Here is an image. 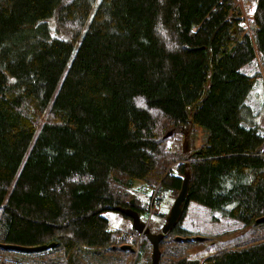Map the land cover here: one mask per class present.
<instances>
[{"label":"trees","instance_id":"trees-1","mask_svg":"<svg viewBox=\"0 0 264 264\" xmlns=\"http://www.w3.org/2000/svg\"><path fill=\"white\" fill-rule=\"evenodd\" d=\"M252 12L247 30L235 0H0V243L55 245L0 247V264H115L127 234L147 255L142 233L103 212H155L186 170L158 264H264V122L245 101L260 70L242 68L264 64V0ZM197 127L182 159L171 140ZM137 178L155 189L145 207L130 202ZM190 200L246 238L191 251L207 238L182 226Z\"/></svg>","mask_w":264,"mask_h":264},{"label":"rangeland","instance_id":"rangeland-1","mask_svg":"<svg viewBox=\"0 0 264 264\" xmlns=\"http://www.w3.org/2000/svg\"><path fill=\"white\" fill-rule=\"evenodd\" d=\"M235 3L238 5L240 12H242L243 19L241 20L242 25L247 30H250V22L253 18V5L254 0H235ZM261 55H257V58H255V62L253 63H247V65H243L244 71L247 73L250 71H253L257 65V67L260 70V77L259 81L253 85V87L250 89V93L248 94V97L245 99L247 104L253 105V107L259 111L258 118L261 120V122H264V64L261 61ZM170 132L171 129L168 131L163 132V137L165 138L167 135L166 133ZM194 132L196 133L195 140L191 143L189 141V136L186 149H184L182 140H184V137H180L178 133V138L176 136L171 140V143H174V147H177L183 157L187 153H190L192 149L194 150L197 145L200 143V139L203 135L201 132V129L197 127ZM168 135L167 137H169ZM131 193L132 198L130 200L133 201V198H137V200L143 204L145 207V203L148 199V194H150L155 189H152L148 186H145V184L142 182L140 178L135 179L133 182V185L131 187ZM160 193L157 195V201H159L158 207H156L155 212H151L147 214V212H141V218L145 223L147 224V221H149V224L151 226L152 231L159 232L158 228H160L161 223L163 220H165V216L163 214H160V212L165 213L167 212L168 208L171 207L173 203V198L175 196V192H171L168 190H165L161 188ZM175 193V194H174ZM185 217L183 220H181L182 226L188 227L191 232L194 234L192 236H203L206 237L207 240L198 244H194L190 247L191 251L198 252L199 256H203L208 253H213L215 249L220 247H228L234 244L235 242L239 240H243L246 238L247 234L249 233V230L242 226V224L236 223L233 219L227 217H222V215L219 212L216 211H210L206 206L203 204H199L195 202V200H190L188 202V206L186 207L185 211ZM103 215L107 217L108 225L109 227H116L122 229V233L125 232V228L127 227L128 221L130 223L129 218L125 217L124 215H120L117 212H115L114 209H107L103 212ZM130 225V224H129ZM147 226V225H146ZM242 234L240 235V233ZM126 240H124V243L130 244L133 247V251L130 253H126L122 251V253H113L111 256H113L115 264H149L150 260V247L147 251V255H141L140 258L136 260V252L138 247V242H132L134 237L130 234L125 235ZM242 238V239H241ZM133 243V244H132ZM2 256L0 255V259ZM27 264V263H26Z\"/></svg>","mask_w":264,"mask_h":264},{"label":"water","instance_id":"water-1","mask_svg":"<svg viewBox=\"0 0 264 264\" xmlns=\"http://www.w3.org/2000/svg\"><path fill=\"white\" fill-rule=\"evenodd\" d=\"M166 135H171L170 132H167ZM188 133L187 131H184V140H182V144L184 149H186L187 141H188ZM188 179H190V173L188 170L185 171L183 180L180 184V190L178 193L175 194L173 198V203L171 207L168 208L165 216V220L161 223V230L159 232L152 231L149 227L146 226V223L143 221L139 213L132 209V207L129 206H114L113 209H115L120 214L129 216L131 219L130 225L133 229L137 230L138 232L142 233L143 236L146 238L147 241H150L152 247H150V260L149 264H158V261L160 260V252H159V243L162 235L166 233L168 230H171L174 226V224L178 221V219L181 218L183 215V206L185 204V199L187 197L188 192ZM132 202V200H130ZM133 203V202H132ZM256 221L264 222V216H259L255 219ZM203 236H196V239H201ZM55 246L54 243L48 242V243H42V244H34L29 246H24L21 244H10L9 242H2L0 243V247L3 248H11V249H21L24 251H32V250H38L41 251L42 249L48 248V247ZM130 246V244H123L122 247ZM132 250V248H130Z\"/></svg>","mask_w":264,"mask_h":264},{"label":"flooded vegetation","instance_id":"flooded-vegetation-1","mask_svg":"<svg viewBox=\"0 0 264 264\" xmlns=\"http://www.w3.org/2000/svg\"><path fill=\"white\" fill-rule=\"evenodd\" d=\"M141 216V215H140ZM129 217V216H128ZM130 219V218H129ZM131 220V219H130ZM125 244H127V243H125ZM128 248L127 249H129L130 251H133L134 249H133V247L130 245V246H127ZM130 248H132V250L130 249Z\"/></svg>","mask_w":264,"mask_h":264}]
</instances>
